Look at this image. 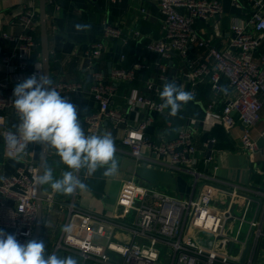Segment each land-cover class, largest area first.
Instances as JSON below:
<instances>
[{"label":"built area","instance_id":"1","mask_svg":"<svg viewBox=\"0 0 264 264\" xmlns=\"http://www.w3.org/2000/svg\"><path fill=\"white\" fill-rule=\"evenodd\" d=\"M30 1L18 19L22 33L0 31V74H3L0 126L4 147L7 156L24 153L26 161L15 174L0 180V229L14 234L21 244L32 240L37 226L38 164L34 160L37 152L29 144L17 153L9 149L5 137L16 132L8 125V118L19 117L13 103L15 97L9 90L33 74H44L43 63L37 55L41 47L39 0ZM57 1L46 0L53 4ZM224 1L159 0L163 31L161 38L148 44L147 49L157 54V64L165 70L159 63L162 58L179 55L186 59L189 49L203 48L202 55L189 61L187 77L192 85L189 92L194 95L200 83H208L211 92L221 99V103L210 104L201 119H191L189 128L174 138L155 130V118L165 117L171 126L185 104L176 116L169 115L170 109L162 108L163 102L154 98L161 91L155 82H147L149 95L134 90L126 96L127 107L142 114L134 122L115 107L116 82H133L134 69L149 68L147 63L135 64L131 69H114L109 74L95 67V60L108 47L107 41L123 38L121 24H105L103 41L91 47L88 67L93 73L91 86L53 82L52 86L60 94L95 99L98 108L84 119L89 135L107 121L120 130L121 144L138 163L145 159L193 175L190 193L183 198L135 179L124 181L117 210L110 217L84 211L73 204L65 224L70 231L64 227L56 250H75L85 261L92 260L95 264H255L264 244V185L226 183L209 176L206 169H219L214 164V148L208 156L209 147L217 142L212 136L217 127L232 134L242 125L243 149L254 156L262 150L251 130L262 123L264 139V0H229L248 18L232 23L227 48L219 49L213 40L201 36L196 23L203 20L214 24V35L221 38L217 26L225 16ZM142 11L146 15V10ZM258 52L262 54L257 58ZM124 59L122 55L121 60ZM223 77L228 80V87L222 86ZM197 126L208 137L204 149L198 145ZM153 135L159 139L158 143L152 140ZM203 164L205 168L201 170ZM47 200L53 202L54 195L48 194ZM121 229L132 234L131 240H116L115 234ZM247 247L249 251L242 262Z\"/></svg>","mask_w":264,"mask_h":264},{"label":"crops","instance_id":"2","mask_svg":"<svg viewBox=\"0 0 264 264\" xmlns=\"http://www.w3.org/2000/svg\"><path fill=\"white\" fill-rule=\"evenodd\" d=\"M31 3L30 0H4L0 1V31L13 34L22 33L19 17L24 13L25 7ZM39 21H40V4ZM225 16L217 26L221 32V38L214 35V24H207L203 20L196 23V29L205 39L213 40L212 43L219 49L227 48V42L231 37V25L239 19H247L242 10L231 5L229 0L224 1ZM146 10V15L142 10ZM48 31H49V52L51 63V79L53 82H79L84 87L93 83V73L90 66L89 52L93 44L103 41V29L105 24L119 25L124 31L121 39L108 40V46L100 58L95 60L97 70L109 74L114 69H131L135 64L147 63L149 68H135L136 78L133 82H116L117 97L115 107L125 113L131 121L141 117L138 111L130 110L125 98L132 91L136 90L141 94H148L147 82L153 81L158 84L160 90L165 82H175L182 86L185 91H191V82L187 77L189 72V61L198 58L204 53L203 48L193 47L187 52L186 59L175 55L170 59L159 60L165 67L159 68L158 56L149 52L148 44L161 38V13L159 11V0H58L56 4L47 3ZM75 23L90 24L88 31L77 32ZM15 24V25H12ZM135 32H139L136 35ZM262 52L256 53L258 58ZM42 61L41 47L37 53ZM125 56L121 60V56ZM161 76H164L163 80ZM3 74H0V80ZM18 84V83H17ZM16 84V85H17ZM221 84L228 87V80L223 77ZM14 85V87L16 86ZM210 84L200 83L194 92L193 99L186 103L185 111L181 116L172 120L158 116L155 118V130L169 138L176 137L181 130L188 129L191 119H201L205 110L213 102L221 103L219 95H215L208 89ZM14 89V88H13ZM13 89L9 93H13ZM161 91L154 95L157 102H163ZM77 107L78 119L85 134L89 135L88 126L84 119L96 111L98 104L92 97H82L77 94H61ZM264 98V97H263ZM10 127L16 129L20 123V117L10 116L7 120ZM263 124L260 123L251 130L253 139L257 140L261 152L250 155L242 147V134L244 127L239 125L232 134L217 127L213 130L212 136L217 139L214 148V164L221 161L218 171L212 168L206 169L209 176L217 178L226 183L246 186L250 183L264 185V139L261 137ZM110 133L115 144V160L118 164V171L115 174H108L106 169L110 165L99 167L92 175L87 174L86 169H81L78 178L86 185V188L77 189L71 195H64L52 190L50 184H44L47 194L54 195V201H44V226L39 241L45 244V253H55L61 258L71 256L76 264H95L92 260L85 261L80 253L75 250L61 248L56 250L57 243L61 239L68 217L69 208L75 207L84 211L110 217L113 215L117 205V199L121 192L124 181L135 179L141 184H149L158 187L172 196L186 197L189 195L193 184V175L184 170H172L161 164L149 160H142L138 163L130 154L129 150L121 144L120 130L112 124L103 126L90 135H103ZM198 145L204 149V142L208 138L201 131L200 126L196 127ZM156 143L159 139L152 136ZM30 149L39 152L40 144H30ZM36 154V153H35ZM149 153H146L148 156ZM219 158V161H218ZM35 160V158H34ZM38 164V162L35 160ZM26 165L25 158L21 156H7L3 140V128L0 126V180L12 174ZM47 168L53 171L54 179H60L64 172L71 171L51 148ZM46 168V169H47ZM201 170H204L203 164ZM116 240L129 241L132 234L125 230H118L115 234ZM102 241V240H101ZM255 264H264V244L262 245L259 257Z\"/></svg>","mask_w":264,"mask_h":264},{"label":"clouds","instance_id":"3","mask_svg":"<svg viewBox=\"0 0 264 264\" xmlns=\"http://www.w3.org/2000/svg\"><path fill=\"white\" fill-rule=\"evenodd\" d=\"M77 32L88 31L90 24L75 23ZM40 64L37 65L39 69ZM49 74L32 76L14 87V107L20 123L16 132L8 133L5 142L9 149L23 152L29 144H47L55 149L61 161L71 171L54 179L53 171L47 168L35 178L37 185L50 184L53 191L71 195L86 185L76 173L86 169L92 175L99 167L110 165L108 174L118 171L115 160V144L110 133L86 135L78 119V110L53 86ZM162 108H169V115L176 116L182 104L193 99V94L185 91L175 82H165L160 93ZM70 231V228H65ZM0 264H76L71 256L61 258L55 253L46 255L43 241L30 240L21 244L14 234L0 229Z\"/></svg>","mask_w":264,"mask_h":264},{"label":"water","instance_id":"4","mask_svg":"<svg viewBox=\"0 0 264 264\" xmlns=\"http://www.w3.org/2000/svg\"><path fill=\"white\" fill-rule=\"evenodd\" d=\"M40 4V42H41V53L44 74H49L51 78V63H50V52H49V31H48V15H47V2L46 0H39ZM37 58V56L35 55ZM53 82V81H52ZM106 126L109 124L107 121L104 123ZM213 145L209 147L208 156L211 154ZM51 148L47 144H40V150L35 154L34 158L38 162V176L41 175L47 168V162L49 158ZM19 156L25 158V154L21 153ZM38 198H37V222L34 235L32 240L39 241L44 224V201L48 198V194L45 192L44 185H38ZM249 251V247L245 251V256L242 262L246 260V254Z\"/></svg>","mask_w":264,"mask_h":264},{"label":"trees","instance_id":"5","mask_svg":"<svg viewBox=\"0 0 264 264\" xmlns=\"http://www.w3.org/2000/svg\"><path fill=\"white\" fill-rule=\"evenodd\" d=\"M124 57H125V56H124ZM208 89L211 90V87L208 86ZM188 103H189V102H188ZM190 104H192V103L190 102L188 105L190 106ZM185 109H186V104H185ZM185 109H184V111H185ZM182 112H183V111H182ZM182 112H181V113H182ZM181 113H180L179 117L181 116Z\"/></svg>","mask_w":264,"mask_h":264},{"label":"rangeland","instance_id":"6","mask_svg":"<svg viewBox=\"0 0 264 264\" xmlns=\"http://www.w3.org/2000/svg\"><path fill=\"white\" fill-rule=\"evenodd\" d=\"M218 161H219V158H218ZM219 164L222 165V164H221V161L219 162ZM219 164L217 163V167H220ZM132 220H133V219H132Z\"/></svg>","mask_w":264,"mask_h":264}]
</instances>
